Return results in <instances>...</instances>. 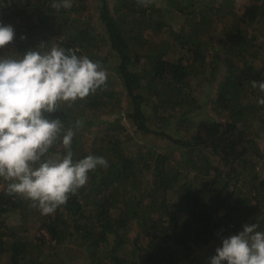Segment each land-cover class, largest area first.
<instances>
[{
  "label": "trees",
  "instance_id": "trees-1",
  "mask_svg": "<svg viewBox=\"0 0 264 264\" xmlns=\"http://www.w3.org/2000/svg\"><path fill=\"white\" fill-rule=\"evenodd\" d=\"M71 2L0 0L15 33L0 57L44 44L98 61L106 85L47 116L63 129L45 158L65 154L71 128L74 160L109 166L51 215L0 178V264H184L245 224L264 231V93L251 86L264 82V0Z\"/></svg>",
  "mask_w": 264,
  "mask_h": 264
},
{
  "label": "clouds",
  "instance_id": "clouds-1",
  "mask_svg": "<svg viewBox=\"0 0 264 264\" xmlns=\"http://www.w3.org/2000/svg\"><path fill=\"white\" fill-rule=\"evenodd\" d=\"M138 2L147 6L150 0ZM51 7L70 9L72 2L53 0ZM14 35L11 26L0 24V49ZM106 82L102 65L73 49L41 44L23 56L0 57V178L10 181L8 194L30 201L42 215H51L87 184L90 172L109 166L100 156L74 160L71 128L61 139L65 154L45 158L63 129L60 119L47 116L61 104L84 100ZM251 86L264 93V82L252 81ZM257 103L264 105V98ZM259 227L245 224L239 234L222 239L210 264H264V231Z\"/></svg>",
  "mask_w": 264,
  "mask_h": 264
},
{
  "label": "rangeland",
  "instance_id": "rangeland-1",
  "mask_svg": "<svg viewBox=\"0 0 264 264\" xmlns=\"http://www.w3.org/2000/svg\"><path fill=\"white\" fill-rule=\"evenodd\" d=\"M96 2H98V0H90V6H95ZM84 18H89V22H91V24H93L94 26H96V30L99 34L102 33L101 31V28L99 27L98 25V19H97V14L95 12V9L92 7L91 10H89V12H86L84 14ZM113 74V73H112ZM122 84L120 81L117 82L116 84V87L117 88H120ZM200 94H202V91H200ZM122 98H123V101H125V105L127 107H129L130 105V98L124 93L122 92ZM124 110V109H123ZM121 114H123V112H120ZM115 117L114 114H101L100 116V119H107V120H112L113 118ZM122 122L124 124H126L127 128L129 129V131L132 129L129 124H128V121L126 118H123L122 119ZM95 128V126H88L87 127V131H86V135L84 136V139H88L89 136H90V131L91 129ZM131 132V131H130ZM262 174H263V177H264V168L262 169ZM216 248L217 246L216 245H212V244H209L208 246H203L201 247V249L199 251H196L194 257H192V262L189 263L188 262H185L184 264H210V260L211 258L214 256V253L216 251ZM73 264H84L83 261H76L74 262Z\"/></svg>",
  "mask_w": 264,
  "mask_h": 264
}]
</instances>
